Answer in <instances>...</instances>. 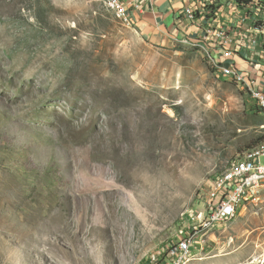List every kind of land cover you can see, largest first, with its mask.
Masks as SVG:
<instances>
[{"label": "rangeland", "instance_id": "rangeland-1", "mask_svg": "<svg viewBox=\"0 0 264 264\" xmlns=\"http://www.w3.org/2000/svg\"><path fill=\"white\" fill-rule=\"evenodd\" d=\"M262 140L264 109L186 37L155 44L105 0H0V264H264V194L170 253Z\"/></svg>", "mask_w": 264, "mask_h": 264}, {"label": "built area", "instance_id": "built-area-1", "mask_svg": "<svg viewBox=\"0 0 264 264\" xmlns=\"http://www.w3.org/2000/svg\"><path fill=\"white\" fill-rule=\"evenodd\" d=\"M182 10L183 16L197 25L198 35L186 37L202 47L210 61L228 79L248 88L260 108L264 109V86L249 75L256 66L264 71V14L259 18L242 15L235 24L232 6L230 12L222 10L215 0H195ZM120 18L132 23L130 4L139 7L138 0H105ZM216 4L215 8L210 7ZM259 9V8H258ZM260 15V14H258ZM236 57H242L252 65L241 69ZM264 194V141L246 149L229 163V166L213 182L205 210L191 212L194 223L184 232L178 244L172 247V256L185 258L196 248L203 249L204 236L221 224L236 219L244 201L259 200Z\"/></svg>", "mask_w": 264, "mask_h": 264}, {"label": "crops", "instance_id": "crops-1", "mask_svg": "<svg viewBox=\"0 0 264 264\" xmlns=\"http://www.w3.org/2000/svg\"><path fill=\"white\" fill-rule=\"evenodd\" d=\"M139 7L130 4L132 22L142 34L155 44L166 45L184 37L198 35L197 25L183 16L182 10L195 0H138ZM241 69L252 65L242 57H236ZM257 69V73H255ZM249 70V75L264 86V71L259 66Z\"/></svg>", "mask_w": 264, "mask_h": 264}, {"label": "trees", "instance_id": "trees-1", "mask_svg": "<svg viewBox=\"0 0 264 264\" xmlns=\"http://www.w3.org/2000/svg\"><path fill=\"white\" fill-rule=\"evenodd\" d=\"M237 1H238V4H240L242 7H243V4L246 3V5L254 6L257 9L258 8L260 9L261 5L264 4V2L261 0H237ZM215 5L216 4L214 3L210 7L215 8ZM262 141H264V140H262Z\"/></svg>", "mask_w": 264, "mask_h": 264}, {"label": "bare ground", "instance_id": "bare-ground-1", "mask_svg": "<svg viewBox=\"0 0 264 264\" xmlns=\"http://www.w3.org/2000/svg\"><path fill=\"white\" fill-rule=\"evenodd\" d=\"M187 133V132H186ZM134 161V160H133ZM148 185V184H147ZM146 187V186H145ZM55 253V252H54ZM58 252H56V254H57ZM58 256H59V254H58Z\"/></svg>", "mask_w": 264, "mask_h": 264}]
</instances>
